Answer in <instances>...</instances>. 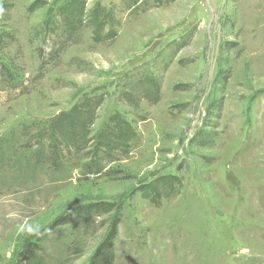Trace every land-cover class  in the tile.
Wrapping results in <instances>:
<instances>
[{
  "label": "rangeland",
  "instance_id": "obj_1",
  "mask_svg": "<svg viewBox=\"0 0 264 264\" xmlns=\"http://www.w3.org/2000/svg\"><path fill=\"white\" fill-rule=\"evenodd\" d=\"M111 235L112 264H264V0H0V264Z\"/></svg>",
  "mask_w": 264,
  "mask_h": 264
},
{
  "label": "trees",
  "instance_id": "obj_2",
  "mask_svg": "<svg viewBox=\"0 0 264 264\" xmlns=\"http://www.w3.org/2000/svg\"><path fill=\"white\" fill-rule=\"evenodd\" d=\"M63 119H60V121H55L53 122L52 126H50L51 131H53L52 134H50V139L51 141L54 140L53 143H57L60 144L61 143H65V144H70L71 146L75 147L76 149H79V147L81 146L79 140L81 139V136H79L78 132L80 131L81 128H83V125H81V122H78V120H76L75 122H73L72 120H68L67 119V115L65 114H61ZM67 121V123L65 122ZM71 126H77V128L73 129V132H66L68 130H70ZM47 131V130H46ZM48 132V131H47ZM44 131V135L47 133ZM65 134H69L67 136H64ZM54 135L56 136L54 138ZM54 160H56V163L58 161V159L56 158V155H54ZM88 207V206H87ZM86 209V207H85ZM80 217L85 216V214L83 213H79ZM84 220V219H83ZM82 220V221H83ZM71 222V220H65V219H61L60 221L58 220V222L56 223V225H63L66 223ZM115 226V225H114ZM113 236L111 235V237L106 238L104 241H102V243L97 247L93 257H92V261L93 264H112L113 261V240H112ZM92 264V263H91Z\"/></svg>",
  "mask_w": 264,
  "mask_h": 264
}]
</instances>
